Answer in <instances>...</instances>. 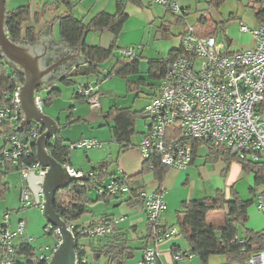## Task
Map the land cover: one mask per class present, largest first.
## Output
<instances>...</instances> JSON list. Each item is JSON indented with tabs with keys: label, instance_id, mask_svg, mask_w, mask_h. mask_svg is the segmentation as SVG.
<instances>
[{
	"label": "built area",
	"instance_id": "1",
	"mask_svg": "<svg viewBox=\"0 0 264 264\" xmlns=\"http://www.w3.org/2000/svg\"><path fill=\"white\" fill-rule=\"evenodd\" d=\"M167 7L177 16L184 17L181 8L171 0H154ZM240 32L250 33L253 37L252 47L226 51L214 36L198 35L193 25H187L180 36L179 55L166 64L163 77L160 79L157 91L143 107V114L149 120V128L136 144L143 162H148L152 169L151 159H156L158 165L164 168L183 170L193 160L192 141L206 142L213 147L230 150L240 160L251 163H264V121L260 114V105L264 103V23L248 26L240 22ZM131 45L121 48V56L134 58L135 48ZM100 80L80 85L77 88L79 98H82L90 109L100 106L97 85ZM13 92L11 106H0V122L9 121L18 127L23 119L19 107L17 90ZM35 102L41 108L42 99L35 95ZM41 129L31 130L30 140L41 133ZM103 143L95 138H82L68 143L71 148H102ZM27 143L16 134L5 137L2 150L0 169L7 160H14L21 155ZM131 147V146H129ZM68 174L82 176V172L65 165ZM35 169L43 175L45 169L39 163L32 167L23 168L21 178L20 201L23 207L32 205L31 194L25 183L28 171ZM93 172L86 173V176ZM114 176L122 177L121 171ZM111 177L106 190L112 195L128 193L125 184H118ZM102 189H97L101 195ZM42 195V194H41ZM142 209L146 222L152 234V241L143 248L137 264H153L159 256L158 247L162 242L171 240L180 234L175 226L164 227L160 223V216L166 210V203L162 191L146 193L140 191ZM43 201V200H42ZM42 201L37 204L43 208ZM258 212L264 215V192L255 197ZM9 215L5 213L0 220V264H14L23 255L17 253L14 238L19 236L22 241L30 243L33 238L24 235L26 223L19 219L16 228H8ZM69 226V225H68ZM73 237L74 232L69 226ZM53 230L51 226L46 232ZM114 230V223L99 222L85 227L77 232L88 237H103ZM56 240L53 244L43 245L35 253L38 264H49L50 256L57 248L59 236L54 230ZM75 240V238H74ZM74 264L87 263L81 245L75 244ZM190 251L173 254L175 261L191 258ZM248 264H264V249L250 255Z\"/></svg>",
	"mask_w": 264,
	"mask_h": 264
},
{
	"label": "trees",
	"instance_id": "2",
	"mask_svg": "<svg viewBox=\"0 0 264 264\" xmlns=\"http://www.w3.org/2000/svg\"><path fill=\"white\" fill-rule=\"evenodd\" d=\"M127 3L140 4L138 0H117L113 13L101 11L93 15L86 22L74 16L73 3L70 0H50V3L47 1L43 4L41 9L34 14V21L38 22L45 12H53L54 19L59 25V35L61 39L73 47L80 43L81 37L85 31L100 32L106 30L114 37L107 48H103L99 45H89L83 41L80 44V50L85 57V63L76 66L69 74L65 75L61 80L62 84L65 86H72L75 84V79L78 76L93 75L96 81L100 80V78L104 79L110 76L124 78L127 90H136L137 93H139L144 85L150 88L155 87V84H148L143 78H138L134 81L128 79L129 76L139 73L140 55H135L134 58L121 56V58L112 62L107 68L106 73L102 70V64L111 60L114 57L113 51L115 48H118V35L122 31L127 20V14L125 12ZM221 3L222 0L206 1L208 8L210 6L218 8ZM5 13L7 35L13 41L33 42L36 38L35 29L33 27L24 28V24L30 18L29 6L24 4L10 11L6 9ZM183 16L185 15L183 14ZM254 17L259 24L264 23V9L256 10ZM204 19L205 17L202 16L198 20V25L200 27L207 21ZM225 21H222V27ZM208 28L209 29L204 32H198L197 30L196 32L201 36H213L217 26L211 23ZM179 52V49H170L165 58H148V68L146 71L148 77L154 81H160L164 75L166 64L176 58ZM22 83V74L6 63L3 58H0V106L12 105L13 92ZM87 84L88 83L83 85ZM57 92V89H51L42 103L47 105L51 97ZM74 96L79 98L77 89L74 91ZM263 110L264 103L260 105V113H262ZM143 115V109L132 110L129 107H110L105 119H107V122L112 121V125L110 126L111 134L114 140L120 144L121 149L125 150L130 146V138L135 133V120L138 117H143ZM34 129H39V126L34 123H30L27 128L19 129L9 121L0 122V139H2V143L0 144V160L3 158L2 150L5 146L6 136L16 134L27 143L25 151L19 155L18 158L7 160L5 166L0 169V199L3 198L5 191L9 187L6 181L8 173L16 172L19 174L23 168L32 167L38 163L34 141L28 138L29 132ZM191 144L193 148V158L196 156L200 145H209L202 141H192ZM47 150L57 162L62 165L67 164L70 149L68 144L65 145L62 143V138L59 136L58 131L56 135L49 140ZM209 150L212 159L216 160L221 158L227 164L231 161H236L241 164L245 172H251L253 174L255 183L250 188V192L252 196H254L255 187L264 183V163H251L240 160L230 150L222 147H213L209 145ZM151 160L154 167L151 169L147 161L143 162L141 171L138 175L147 171H153L156 178L161 181L167 168L160 167L156 159ZM108 167L109 163L100 162L90 170L93 173L92 175H88L87 179L74 178L70 180L66 186L55 191L53 197L54 211L60 215L67 225L88 212V205L91 202L97 200L109 201L116 197L110 194L106 190V186L103 185V181L107 177L116 176L115 174H109L106 170ZM138 175L129 177L124 175L122 177H117V179L114 177L118 184H125L128 187L130 196L124 201L127 204L140 203L142 205L140 191L131 186L133 179ZM93 189L103 190L102 194L97 195L95 200L89 198V193L93 191ZM252 201L253 198L248 200L241 199L235 191H231V197L225 199L224 192L222 190H217L214 196L182 202L181 207L177 210V215L183 216V218H179L178 221L179 229L187 241L189 251L198 257L199 264H208L209 257L212 255H224L225 262L222 264H248L247 260L251 254L264 249V230L252 231L246 229L243 235H240L238 232V226H242L248 219L247 208ZM218 210H225L226 213L224 225L216 230L208 225L206 218L210 211ZM52 229L53 230H50L49 233H54L55 228L52 227ZM72 229L76 244V238L79 233L76 228ZM104 238L106 241L100 245V247L93 249L94 258L104 256L108 259L109 263L124 264L125 260L133 257L135 248L128 243L123 233L111 231L106 234ZM144 238L143 248L152 241L150 228L149 233ZM17 247V253L23 255V257L21 259H16L14 264H33L35 249L31 244L21 241ZM82 253L81 251L80 254ZM85 264H88V262Z\"/></svg>",
	"mask_w": 264,
	"mask_h": 264
},
{
	"label": "crops",
	"instance_id": "3",
	"mask_svg": "<svg viewBox=\"0 0 264 264\" xmlns=\"http://www.w3.org/2000/svg\"><path fill=\"white\" fill-rule=\"evenodd\" d=\"M27 1L28 2L26 3L29 6V10H30V18L24 24V28L33 27L35 29V33L37 37V35L46 27V23L50 24L51 22H53L50 32L53 41L64 42L59 35V25L58 22L54 19L53 12L47 11L40 17L38 22L34 21V14L38 12L43 6V4H45L47 1H49L50 3V0H27ZM70 1L73 3L74 16L86 22L89 20V18H91L93 15H95L98 12L104 11L108 13H113L116 7L117 0H94L89 6L84 5L82 9H80V7H82L81 5H78L77 7L76 4L77 3L81 4L84 0H70ZM138 1L140 3L139 5L133 3L126 4L125 12L127 14V20L123 26L124 27L122 29L123 31H121L119 35V39L121 40L120 42L123 46L127 47L134 45L137 47V44L140 43L139 44L140 47L138 48L139 51H137V48H135L136 55H140L141 53L140 51L143 50V45L141 44L140 39H142L144 32L141 31L140 27L142 26V28H144V25H146V23L152 24L155 23V21H157L156 15H158L157 14L158 6H156L155 4H160L154 0H138ZM171 1H174L179 6V8H181L182 14L185 15L184 17L181 18H179L180 16H176L175 18L176 20L175 22L179 26L177 27L176 34L172 32L171 26L168 24L166 20H161L159 26L157 27V32L163 31L165 33L163 36L164 38L173 36V38H171V47H172L171 49H179L180 36L183 34V32H185L187 25H193L198 32H204L209 29L208 27L210 26L211 23L218 27V24H221L222 21H225L224 18L222 19L219 18L216 20V19H211L210 17V19H208V17L203 14L196 19L194 24H191L187 22L186 15L194 5L196 6L197 3L199 5V0H171ZM232 1L234 3L233 4L234 10H232L228 15L230 22L226 24L225 21V24L223 25L224 28L223 32L226 33L225 35H227L228 38L225 36L224 41L221 42L217 41L219 44H222L224 50L229 52L252 47L253 37L251 36L250 33L239 31L240 32L239 34H235L233 36H230L229 33L231 29L234 26H238L240 22H243L248 26L258 25L259 23L256 21L254 17V13L258 9H264V0H232ZM203 2L206 3L205 1ZM223 2H225V0H222V3ZM243 7H247L248 10L247 11L244 10ZM205 9L206 8H204L203 10ZM206 11L208 10H205L203 12ZM202 16L205 17L207 21L204 22L203 26L200 27L198 25L199 24L198 20ZM137 32L139 35L138 37H137ZM213 36L217 40V37L215 35ZM113 38H114L113 35L106 30L100 32L89 31L86 32L84 41L89 45H99L103 48H107L108 44L110 43V41L112 42ZM68 46L73 47L70 46L69 44ZM76 47L77 46H75V48ZM78 55L83 56L80 47H79ZM148 58H153V57H148ZM84 63L85 61L82 63L72 65L67 74H69L76 66ZM107 66L108 65L106 62L102 64L103 67L102 70L104 73H106L107 71ZM139 68H140V60H139ZM63 77L59 78L55 83H53L51 86L47 88H40V90L43 91L42 93H44L45 91L44 99L38 93L40 90L37 92V94L40 96L42 101H44L45 98L47 97L48 92L51 89L55 88L58 91L55 95L51 97L50 102L47 105H45L46 106L45 110L43 109V105H44L43 103L41 104L40 109L45 115L51 117L56 121L59 136L62 138V143L66 145L68 143L75 142L82 138H91V137L95 138L97 141H100L97 139V136H100V138L103 140L101 143L105 142L106 148L108 146V150H105L104 153L102 152H100L99 154L95 153L93 155V158H88V162H89L88 165L86 164L85 166H80L79 168H76L74 163L71 161L70 152H69L68 162L66 165L86 174L90 170H92L95 166H97L100 162H107L109 163V167L106 170L109 172L110 175L116 174L118 170L121 171L122 175H125L127 177L138 175V173L141 171L143 158L139 150L137 149L136 144L138 143L142 135L148 130L150 120L144 115L143 117H141L146 119V126L144 130H140V131L136 130L137 121L135 120L134 134L136 135L133 134L130 138L129 144L131 147H128L127 149L124 150L121 149L120 144L116 142L112 137L111 129H110V126L112 125V121L107 122L106 121L107 119H105L110 107L112 106H117L120 108L125 107V106L124 107L121 106L120 98L121 96L126 95V91L131 92L129 90H125V85H126L125 79L118 76H110L108 78L102 79L101 82H98L97 90L100 97V106L99 108L96 109H90L82 98H76L74 96V91L80 85L96 81V78L93 75L78 76L75 79L76 82L74 85L65 86L64 84L61 83ZM135 77H137V75H131L128 77V79L134 81ZM158 82L159 81H157V85L155 86L154 92L151 93V96H154L156 94ZM133 92L136 93V98H137L138 96L137 91L135 90ZM56 104L58 105L57 108H56ZM260 114L262 120L264 121L262 113ZM34 124L38 125L37 123ZM104 125L108 126V131H106L104 128L97 129V127L101 128ZM74 126L77 127L79 126L78 128L80 129V132L76 136L72 137L69 134V132L70 129ZM65 127H68V130H66L67 128ZM133 136L136 137L133 138ZM1 143H2V139H0V144ZM98 155L100 158L98 157ZM111 162H114L113 164L115 165L111 164ZM194 163H195V157L193 158L192 163L190 165L192 166ZM190 165L183 170L186 171V175H187L186 179H190L189 178L190 175L193 176L191 178L193 181V184L191 186H185V187L177 186L176 183L182 178V173H181L182 170H176L170 168L169 169L167 168L161 181H159L156 178L153 171H147L142 173L141 175L136 176V178L133 179V183H131L132 184L131 186L136 188L138 191H144L146 193H153L159 190L162 191L163 199L166 203V210L160 216V223L164 227L175 226L179 229L178 221L179 218L182 219L183 216L181 215L178 216L177 210L181 207L182 202L191 199H199V198H194L196 197L195 179H194V175L192 174H194L196 168L195 170L191 169V174H190L188 172ZM205 168L206 167L202 166V164L197 167V171L199 175L202 177L205 183L209 182L208 181L209 178L213 180L216 179L215 182L218 185L216 190H222L223 192L225 190L224 192L225 199H229L231 197V191H235L241 199L248 200L253 198V200L255 201L256 195L258 193L264 192V183L257 185L255 187L254 196L251 195L250 198H248L247 196H242L240 194V191L236 190V184L241 179H245L244 182L247 184V192L251 194L250 188L255 183L253 174L252 176H250L249 174L245 173L241 164L236 161H231L230 163L227 164L223 160H220L219 163H216L211 167L210 171L205 170ZM32 170L35 169L29 170L27 178L25 179V183L31 194L32 201L36 202L38 199L42 201L43 200L42 195L41 194L39 196L37 195V185H36L37 177H34V175L32 174ZM35 172L36 174H38L37 170H35ZM202 173L204 176L202 175ZM111 177L112 176H109L108 180H110ZM208 186L211 187V184H209ZM91 193L92 191L89 193V198L91 200H95L97 197V193L94 195V197L91 196ZM129 196H130L129 193H122L120 195H117L115 198H112L109 201L97 200L91 202L88 205V212L81 215L78 219L71 221L68 225L71 226L72 228H76L78 231H81L85 227H88L92 224L99 222L107 221L114 223L113 231L123 233L125 239H127L128 243L131 246L134 245L131 244V240H137V247L132 246L135 248V251H133V257L125 260L124 262V264H137V261L140 258L143 250V245L145 240L144 237H146L147 234L149 233V227L147 225L146 216L142 209L141 204L140 203L127 204L126 202H124L125 199H127ZM101 204L103 206L99 208L98 205ZM225 213H226L225 210L210 211L207 214V218H206L208 225L216 230L220 229L225 223ZM261 214H258L254 209H250L249 218L245 223L246 225L244 224L243 226H238L239 234L242 235L241 233H244V230L246 229L252 231L264 230V215ZM181 234L182 233L180 232V234L177 237L162 242L159 245L158 247L159 256L156 258L153 264H186V263H181L180 261H175L173 259L174 253L177 252L184 253L189 251L188 244H187V248H188L187 250H183L182 248L183 241L185 242L186 239L182 240L183 237L181 236ZM21 241L22 238L19 236H16L14 238V243L16 245H18ZM33 241L34 239L30 242V244L35 249L34 252H36L37 248H40L41 246L33 245L32 244ZM105 241L106 239L104 238V236L88 237L80 232L78 237L76 238V244L81 245L83 247V254L86 256L88 264H114V263H109L108 259L105 258L104 256H101L99 258H94L93 249L100 247V245H102ZM191 264H196V262ZM197 264H199V259Z\"/></svg>",
	"mask_w": 264,
	"mask_h": 264
},
{
	"label": "rangeland",
	"instance_id": "4",
	"mask_svg": "<svg viewBox=\"0 0 264 264\" xmlns=\"http://www.w3.org/2000/svg\"><path fill=\"white\" fill-rule=\"evenodd\" d=\"M93 1L94 0H84L81 4L77 3L76 5H77V7H78V5H81L82 7H80V9H82L84 7V5L89 6ZM203 1L206 2L207 0H199V5L197 3L196 6L194 5L195 7L193 6L189 10L188 14L186 15L187 22L194 24L196 19L203 14L206 15L208 17V19H210V17H211V19H216V20L219 18H221V19L224 18V20H226V24H228V22H230L228 15L232 10H234L233 9L234 3L232 0H225V2H223L218 8L212 7V6H210L208 8V5L206 3H204ZM26 2H28V1L27 0H6L5 1V7L8 10H13L20 5L27 4ZM155 5L158 6V8H157V12H158L157 14L158 15H156L157 21H155V23H152V24L146 23V25H144V28H142V26L140 27L141 31L144 32L142 39H140L141 44L143 45V50L140 51L141 52L140 55L142 56V58L140 59V68H139L140 70H139V73L137 74V77H135V80L138 78H143L147 81L148 84H155V86H156L157 81L150 79L146 73L147 68H148L147 59H148V57H153V58H158V57L165 58V57H167L169 50L172 48L171 47V38H173V36H169L168 38H164L163 36L165 33L163 31L157 32V27L159 26L161 20H166L168 22V24L171 26L172 32L174 34H176L177 27H179V26L175 22L176 21L175 18L177 16L176 14H174L173 12H170L165 6H163L161 4H155ZM203 7L206 8L205 10H208V11L203 12V11H205V10H203L204 9ZM243 9L246 11L248 10L247 7H243ZM137 24H138V22H137ZM137 27H138V25H137ZM223 29L224 28L222 27V24H218V27L216 28V31L214 33V35L217 37V41H220V42L224 41L225 36L228 38V36L225 35L226 33L223 32ZM239 33L240 32L238 30V26H234L231 29L229 35L233 36V35L239 34ZM119 35H118V39H117L118 48H115V50L113 51L114 57L111 60L106 62L108 65L107 68L112 64L113 61L121 58V54H120L119 50L121 48L126 47V46H123L121 44V42H120L121 40L119 39ZM138 36L139 35L137 32V37ZM97 40H98V37H97ZM110 43H111V41H110ZM110 43L108 44V46L110 45ZM139 44H137V45H139ZM137 51H139V50L137 49ZM125 90H127L126 85H125ZM154 90H155V87L150 88L149 86L144 85V86H142L140 92L138 93L137 98H136L135 92L126 91V95L121 96V98H120L121 106L131 107L132 110H141L144 107L143 105H145L149 101V99L152 97L151 93L154 92ZM42 92L43 91L40 90L38 93L44 99L45 91H44V93H42ZM57 107H58V105L56 104V108ZM45 108H46V106L43 105L44 110H45ZM262 116L264 118V110L262 112ZM136 121H137L136 130H139V131L144 130V128L146 126V119L138 117V118H136ZM78 127L74 126L70 129L69 134L72 137L76 136L80 132V129ZM65 128H67L66 130H68V127H65ZM103 128L106 131H108L107 125H104L101 128L97 127V129H103ZM134 135H136V134H134ZM135 137L136 136H133V138H135ZM97 139L100 140L99 142L103 141L100 138V136H97ZM110 145H111V143H110ZM112 145H114V144H112ZM105 150H108V146L106 148L105 142H103V146L100 149L99 148H90V149L71 148V150H70L71 161L74 163L76 168H79L80 166H85L86 164L88 165L89 164L88 158H93V155L95 153H97V154H99L100 152L104 153ZM98 157H99V155H98ZM220 160H222V159L221 158H218L216 160L212 159V157L210 155L209 145L202 144L199 146L198 151H197V155L195 156V163L192 166L190 165V168L188 169V172L191 174V169L195 170V168H196V170L194 171V174H192V175H194V179H195V195H196V197H194V198L200 199V198L207 197V196H214L216 194V191H217L216 188L218 186L217 183L215 182L216 179L213 180V179L209 178V180H208L209 182L205 183V181L199 175V173L197 171V167L202 164V166L206 167L205 170L210 171L211 167L214 164L219 163ZM113 163L114 162H111V164H113ZM113 165H115V164H113ZM181 173H182V178L176 183L177 186H179V187L191 186L193 184V181L191 179L193 176L190 175V177H189L190 179H186L187 178L186 171L182 170ZM245 173L252 176L251 172H245ZM202 175H203V173H202ZM244 180L245 179H241L236 184V190L240 191V194L242 196H247L248 198H250V196L252 194L247 192V184L244 182ZM6 181L8 182L9 187L5 191L3 198L0 199V220H2L3 215L5 213H7L9 215L8 228L11 231H14V229L16 228L17 221L19 219H23L26 223L24 235L26 237H32L34 239L32 244L35 246H43V245H48V244L50 245V244L54 243V241L56 240V236L54 233L46 232V228L49 227L50 224L48 223L47 219L45 218L43 211L40 208V206L34 201H32L31 206H27V207L22 206V203L20 201V196H19L20 195L19 194L20 193V187H21L20 175L16 172H10L6 176ZM108 182H109V180L107 177L103 181V183H104L103 185L107 186ZM207 184L208 185L211 184V187L208 186ZM260 189H261V187H260ZM224 192H225V190H224ZM95 194H96V190L93 189L91 196L94 197ZM101 206H103V205L102 204L98 205L99 208ZM250 209H254L258 214H261L260 212L257 211L254 200L252 201V203L247 208L248 218H249V210ZM247 220H246V222H247ZM241 234L243 235V233H241ZM181 236L183 237L182 240L183 239L185 240L184 235L181 234ZM131 244H134L132 246L137 247V240H131ZM182 248H183V250L188 249L186 240H185V242L183 241ZM38 250H39V248H37V252H38ZM180 262L186 263V264H191V263L196 262V264H197L198 263V257L195 255H192L191 258L182 259ZM224 262H225V256L224 255H212L209 257V260H208V264H221Z\"/></svg>",
	"mask_w": 264,
	"mask_h": 264
},
{
	"label": "water",
	"instance_id": "5",
	"mask_svg": "<svg viewBox=\"0 0 264 264\" xmlns=\"http://www.w3.org/2000/svg\"><path fill=\"white\" fill-rule=\"evenodd\" d=\"M5 23V0H0V58L23 76V83L16 94L23 115L18 128H27L31 122H34L42 130L34 144L37 161L45 171L43 175H39L32 170V174L37 177V195L42 194L43 214L59 236L58 246L50 256L49 264H74L75 240L67 223L54 211L53 197L55 191L66 186L70 180L74 178L85 180L87 176L83 172L82 176L68 174L66 166L49 154L47 144L56 135L58 127L56 121L45 115L37 106L35 95L40 88H47L65 76L72 65L85 61V57L78 54L86 31L75 48L69 47L65 42L53 41L50 35L53 22L46 23V27L33 42L13 41L7 35ZM33 264H38L35 259Z\"/></svg>",
	"mask_w": 264,
	"mask_h": 264
}]
</instances>
